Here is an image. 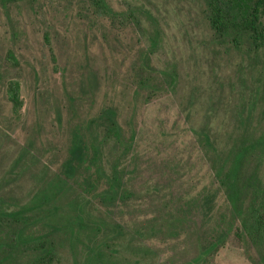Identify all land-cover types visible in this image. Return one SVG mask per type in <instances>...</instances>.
<instances>
[{
  "label": "rangeland",
  "instance_id": "rangeland-1",
  "mask_svg": "<svg viewBox=\"0 0 264 264\" xmlns=\"http://www.w3.org/2000/svg\"><path fill=\"white\" fill-rule=\"evenodd\" d=\"M107 2L128 16L99 17L85 0H0V209L18 208L53 181L73 121L112 105L125 131H136L122 162L127 197L108 210L75 182L59 212L36 213L34 233L62 215L52 233L61 264H262L233 232L200 253L225 211L213 140L229 146L249 112L250 127L264 128V50L217 39L205 0ZM10 80L19 82L17 110L7 98ZM67 214L114 229L86 227L70 240ZM0 264L18 262L0 252Z\"/></svg>",
  "mask_w": 264,
  "mask_h": 264
},
{
  "label": "trees",
  "instance_id": "trees-1",
  "mask_svg": "<svg viewBox=\"0 0 264 264\" xmlns=\"http://www.w3.org/2000/svg\"><path fill=\"white\" fill-rule=\"evenodd\" d=\"M85 2L99 17L113 21L120 16H128H124V11L113 9L107 0ZM205 6L207 20L217 39L239 49L247 43L248 48L255 52L264 50V0H205ZM167 75L171 80L169 84L174 83L176 74ZM152 91L157 90L153 88ZM6 92L12 108L19 109L22 105L19 82L10 80ZM117 116V109L110 105L93 116L74 120L67 154L55 179L38 189L27 203L18 208L0 209V252L4 262L61 264L59 243L52 233L60 228L58 221L62 215L58 214L54 222L48 223L51 228L48 231L34 233L31 229L40 210L59 212L62 207L59 201L72 183L79 182L89 201L96 200L108 210L127 197L122 162L131 149L136 131H125ZM252 117V112L239 116L229 146L217 148L215 141L212 142L214 174L219 190L224 194L221 209L225 211L220 210L215 223L221 227L215 229L214 238L203 248L200 257L233 232L243 241L247 254H255L264 264V128L259 133L256 128H251ZM204 135V140L208 141L209 135ZM118 149L120 152L114 154ZM104 161H109L108 170ZM209 201L211 199H203L207 206ZM87 218L80 214L65 216L64 225L70 240L78 239L86 227L95 232L100 231L101 226L114 229L101 218ZM100 244L97 241L90 246V251L96 254Z\"/></svg>",
  "mask_w": 264,
  "mask_h": 264
}]
</instances>
